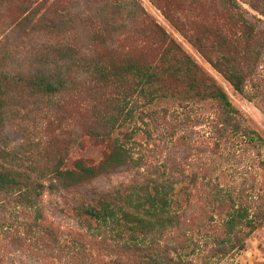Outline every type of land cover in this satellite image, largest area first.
<instances>
[{
    "label": "trees",
    "instance_id": "trees-1",
    "mask_svg": "<svg viewBox=\"0 0 264 264\" xmlns=\"http://www.w3.org/2000/svg\"><path fill=\"white\" fill-rule=\"evenodd\" d=\"M175 4L159 8L179 35L236 94L250 103L261 98L264 29L248 21L232 0L211 3L209 11L207 5H197L202 18L189 23L188 11L197 8L189 4L184 11ZM96 5L82 16L79 29L62 21L59 31H35L45 40L57 39L55 44L19 45L12 51L8 44L1 45L0 123L12 102L63 99L52 107L45 128L48 140L27 138L10 148L0 139V193L23 206L22 233L15 238L35 242L50 253L60 244V229L41 211L39 200L45 189L70 192L76 216L84 222L82 232H69L67 256L72 264H181L179 247L160 237L174 230L185 235L187 186L197 179L181 175L175 161L162 157L163 147L190 146L195 128L204 124L197 111L211 104L216 112L205 120L215 148L237 141L257 151L264 168V139L247 125L217 80L138 1L102 0ZM250 7L264 17V0H251ZM27 8L19 7L21 24L28 19ZM68 28L76 34H67ZM27 37L34 41L33 34ZM83 38L88 41L84 50L67 43ZM82 111L83 135L103 148L97 162L69 160L76 144L71 128ZM120 170L131 176L127 185L95 199L78 192L89 181ZM213 197L216 207H229L224 239L207 257L218 260L244 251L249 237L264 228V185L246 208L220 188Z\"/></svg>",
    "mask_w": 264,
    "mask_h": 264
},
{
    "label": "rangeland",
    "instance_id": "rangeland-1",
    "mask_svg": "<svg viewBox=\"0 0 264 264\" xmlns=\"http://www.w3.org/2000/svg\"><path fill=\"white\" fill-rule=\"evenodd\" d=\"M102 0H0V50L1 45L8 44L11 48L24 46L26 48L40 46L47 41L55 44L57 39L45 40L43 35L34 34L38 29L46 31L58 30L62 21L73 23L79 29L82 16L94 11L97 3ZM146 13L170 34L203 69H205L228 94L232 104L247 120V125L257 131L264 139V94L255 102H248L236 94L232 88L217 74L202 57L182 38L174 27L164 18L159 7L177 3L184 7V11L192 4L197 10H190L185 20L199 22L203 15L199 4L208 6L217 3L216 0H136ZM152 1V2H151ZM215 1V2H214ZM240 7V13L251 23L264 29V17L250 7L251 0H232ZM27 5L28 18L25 23L18 20L23 16L19 7ZM160 5V6H157ZM170 7V6H169ZM176 7V4H175ZM187 13V12H186ZM52 22L47 23V22ZM18 23V24H16ZM70 25V24H67ZM81 27V26H80ZM67 34H74L75 30L67 29ZM33 34L34 41L27 36ZM76 34V33H75ZM60 42V41H58ZM67 43L74 44L84 50L88 46L87 39L77 42L73 39ZM51 44V46H53ZM25 50V49H23ZM22 50V51H23ZM13 66H9L12 70ZM62 97H53L47 102L33 100H18L12 102L5 111L0 123V139L10 148H15L25 139L48 140L49 130L45 129L48 120L52 119V107L55 102L62 101ZM82 108V105H81ZM216 112L214 105H203L197 114L204 117V124L195 128L194 138L190 146L178 145L175 148L163 147L162 157L175 161L178 172L187 177L195 176L196 184L187 186L189 203L185 206L182 221L185 225V235L168 231L160 239L179 247L181 264H264V228L258 229L246 241L245 250L236 252L220 259H209L210 251L218 242L224 239L223 222L229 212V207L215 206V189L230 192L236 205L246 208L253 204L254 197L264 185V168L256 157L257 151L252 148L222 142L220 148H215L216 140L207 125L205 117ZM194 114V113H193ZM84 113L76 114V123L71 128L76 144L69 152V160L85 159L97 162L101 159L103 148L88 140L82 133ZM193 144V145H192ZM193 146V147H191ZM264 161V148L261 150ZM131 182L128 172L120 170L100 176L84 184L78 192L88 199H95L97 195L105 194L121 185ZM185 180L184 185H188ZM209 185V186H208ZM214 186V188H212ZM41 211L55 221L60 229L61 240L59 246L46 253L35 242L19 241L15 237L21 236L22 204L15 197L0 193V261L1 264H72L67 256L71 246L70 231L84 230V222L75 213L77 203L70 192L50 193L47 189L43 198L39 200ZM231 206V205H230ZM181 239V240H180Z\"/></svg>",
    "mask_w": 264,
    "mask_h": 264
}]
</instances>
